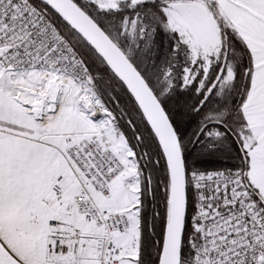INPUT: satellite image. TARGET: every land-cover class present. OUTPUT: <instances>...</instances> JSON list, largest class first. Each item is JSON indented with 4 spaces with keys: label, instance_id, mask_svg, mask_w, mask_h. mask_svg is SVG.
Instances as JSON below:
<instances>
[{
    "label": "snow or ice",
    "instance_id": "obj_1",
    "mask_svg": "<svg viewBox=\"0 0 264 264\" xmlns=\"http://www.w3.org/2000/svg\"><path fill=\"white\" fill-rule=\"evenodd\" d=\"M0 264H264V0H0Z\"/></svg>",
    "mask_w": 264,
    "mask_h": 264
}]
</instances>
